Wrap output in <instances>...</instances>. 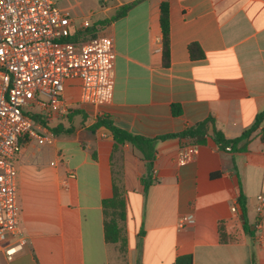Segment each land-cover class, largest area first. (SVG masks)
Returning a JSON list of instances; mask_svg holds the SVG:
<instances>
[{
  "label": "crops",
  "instance_id": "0c3cea01",
  "mask_svg": "<svg viewBox=\"0 0 264 264\" xmlns=\"http://www.w3.org/2000/svg\"><path fill=\"white\" fill-rule=\"evenodd\" d=\"M97 1L105 20L140 1L111 23L112 102L80 103L78 81L76 95L67 98L69 113L43 115L49 128L38 124L53 143L22 139L14 164L27 245L12 261L0 254V264H175L187 255L193 264H264V226L256 228L258 197L264 196L262 128L229 151L211 138L204 145L159 141L152 171L132 145L116 144L109 129L93 130L99 118L110 116L117 127L154 138L213 117L227 139L240 137L264 111V0ZM164 2L171 17L168 67L160 26ZM193 43L204 57L191 56ZM185 147L192 156L180 165ZM115 178L127 202L126 261L105 240L103 201L112 197ZM185 216L195 222L180 228Z\"/></svg>",
  "mask_w": 264,
  "mask_h": 264
},
{
  "label": "built area",
  "instance_id": "2783aa9c",
  "mask_svg": "<svg viewBox=\"0 0 264 264\" xmlns=\"http://www.w3.org/2000/svg\"><path fill=\"white\" fill-rule=\"evenodd\" d=\"M90 28L89 19L77 26L57 0H0V254L8 261L27 245L19 225L14 164L22 139L54 141L51 133H41L35 115L68 114L66 89L73 81L80 83V103L104 106L112 102L114 40L109 35L87 37ZM190 149H181L180 165L191 159ZM258 201L256 228L261 229L264 196ZM232 210L236 213V206ZM194 222L193 216H185L179 227Z\"/></svg>",
  "mask_w": 264,
  "mask_h": 264
},
{
  "label": "trees",
  "instance_id": "16d2710c",
  "mask_svg": "<svg viewBox=\"0 0 264 264\" xmlns=\"http://www.w3.org/2000/svg\"><path fill=\"white\" fill-rule=\"evenodd\" d=\"M139 2L140 1H135L129 5H126L122 9L118 10L112 19L107 20V22L112 23L113 21L125 16L127 12ZM160 11V26L163 35V61L164 65L168 67L170 65L171 56L170 4L168 2L162 3ZM90 29L87 30V37L95 36L94 34H88L91 33ZM189 51L193 58L204 57L203 51L196 43H193L189 46ZM174 113L175 115H179L181 113V108L179 106H174ZM34 120L38 124H43L46 127L49 126V121L46 119V117L35 115ZM99 127H105L109 129L113 134L116 144H130L135 149H137L142 154V158L147 162L149 169L152 171L155 160L156 145L159 141L178 139L180 141L189 142L193 145H204L207 143L208 138H211L222 150H226L229 146H235L241 142L245 143L249 141L254 132H256L259 128H262L264 134V111L257 115L254 124L249 129L245 130L240 137L232 140L227 139L223 132L217 129L216 121L213 117H209L208 119L192 127H188L179 133H170L154 138L131 134L128 131L117 127L110 116L99 118L97 123L94 125L93 130ZM50 130L53 131V128H50ZM241 149H243V147ZM143 183L147 189L151 184V178L148 176L147 178L143 179ZM239 204L246 214V201L243 196L239 198ZM103 214L105 240L108 244L116 245L119 253L126 261L128 254V238L125 229V222L127 220V202L124 188L120 184V181L116 178L113 185L112 197L103 201ZM244 228L246 232L250 233L247 220ZM175 264H193V257L191 255L180 256L176 259Z\"/></svg>",
  "mask_w": 264,
  "mask_h": 264
},
{
  "label": "rangeland",
  "instance_id": "374dc122",
  "mask_svg": "<svg viewBox=\"0 0 264 264\" xmlns=\"http://www.w3.org/2000/svg\"><path fill=\"white\" fill-rule=\"evenodd\" d=\"M57 6L62 11L69 12L71 17L75 19V24L77 26H79L83 20L89 19L92 28L90 29L91 33L88 34L100 36L111 35L113 33L112 25L105 20V15L102 13L103 9L97 0H57ZM76 83L78 85V81H75L71 88L68 86L66 89V97L68 100L77 93Z\"/></svg>",
  "mask_w": 264,
  "mask_h": 264
},
{
  "label": "water",
  "instance_id": "95a60500",
  "mask_svg": "<svg viewBox=\"0 0 264 264\" xmlns=\"http://www.w3.org/2000/svg\"><path fill=\"white\" fill-rule=\"evenodd\" d=\"M242 219L244 220V219H245V217H243V216H242Z\"/></svg>",
  "mask_w": 264,
  "mask_h": 264
}]
</instances>
